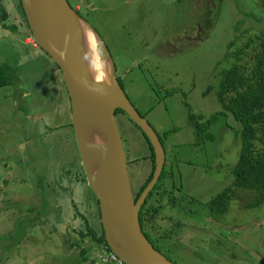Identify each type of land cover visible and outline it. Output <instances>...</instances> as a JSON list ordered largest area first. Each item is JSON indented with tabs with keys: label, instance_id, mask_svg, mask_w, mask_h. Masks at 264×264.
<instances>
[{
	"label": "rangeland",
	"instance_id": "obj_1",
	"mask_svg": "<svg viewBox=\"0 0 264 264\" xmlns=\"http://www.w3.org/2000/svg\"><path fill=\"white\" fill-rule=\"evenodd\" d=\"M69 1L93 19L123 93L163 139L183 178L185 203L198 199L191 211L200 215L179 218L175 263L264 264V203L249 207L254 193L240 191L229 212L209 221V202L233 182L239 125L222 117L210 130L215 139L199 144L190 125L192 116L204 121L223 110V73L236 60L233 52L264 33V0ZM0 9L10 15L6 22L0 16V64L13 66L17 78L0 88V264H104L109 250L80 234L87 221L99 233L103 225L63 74L35 43L21 1L0 0ZM253 52L247 49L245 62ZM116 120L135 189L149 175L151 149L125 112ZM209 222L211 249L203 228ZM198 239L204 242L195 248Z\"/></svg>",
	"mask_w": 264,
	"mask_h": 264
},
{
	"label": "water",
	"instance_id": "obj_2",
	"mask_svg": "<svg viewBox=\"0 0 264 264\" xmlns=\"http://www.w3.org/2000/svg\"><path fill=\"white\" fill-rule=\"evenodd\" d=\"M35 43L60 68L72 103L73 125L81 150L83 166L96 198L100 201L101 222L110 249L125 264H176L160 252L142 230L139 213L164 171L165 152L160 137L135 110L115 77V66L96 30L77 14L68 0H20ZM55 3V5H52ZM59 15L64 18L60 29ZM82 21L100 42L98 51L112 63L109 82H96L77 49L78 22ZM109 83V85H108ZM122 110L146 135L157 156V172L135 202L127 157L116 120ZM96 136L104 144L108 157H99L92 149ZM107 168L106 183H101V168Z\"/></svg>",
	"mask_w": 264,
	"mask_h": 264
},
{
	"label": "trees",
	"instance_id": "obj_3",
	"mask_svg": "<svg viewBox=\"0 0 264 264\" xmlns=\"http://www.w3.org/2000/svg\"><path fill=\"white\" fill-rule=\"evenodd\" d=\"M0 16L4 22L10 17L5 9H0ZM234 44V41L229 43V50ZM249 48L254 49L252 60L245 62L244 55ZM228 55L231 53L228 52ZM233 55L236 60L224 71L218 91L223 110L204 121L203 118L196 119L195 116L190 118V125L196 131L198 144L215 139L210 130L212 124L222 117L231 116L239 125L238 129L234 130L235 136L240 140L241 148L236 165L230 171L233 182L208 205L213 213L219 214L230 211L231 202L240 191L255 194L254 200L248 203L249 207L264 203V33L250 39L245 47L236 50ZM16 79L13 66L0 64V88L12 86ZM119 111L123 113L122 110ZM144 136L146 137L145 134ZM146 139L153 154V147L147 137ZM150 178L151 176L148 180ZM97 201L100 204L98 199ZM87 222L89 230L88 232L81 230V237L85 239L91 236L97 243L111 250L106 242L103 227H101L102 232L99 233L90 226L89 221ZM82 252L86 254L88 249L84 248Z\"/></svg>",
	"mask_w": 264,
	"mask_h": 264
},
{
	"label": "flooded vegetation",
	"instance_id": "obj_4",
	"mask_svg": "<svg viewBox=\"0 0 264 264\" xmlns=\"http://www.w3.org/2000/svg\"><path fill=\"white\" fill-rule=\"evenodd\" d=\"M69 3L71 7L73 8V10L77 14H79L81 18H83L85 21H87L92 26L93 19L90 18V16L88 17L84 16L83 6L81 4H72L70 1ZM92 27L94 28V26ZM102 59L106 65L112 66V63L109 61L108 58L102 57ZM115 77L120 84V80L117 75L116 66H115ZM118 112L119 110H117L115 114L116 119L118 116ZM71 124L73 125V122ZM72 127L74 129V125ZM194 132L196 133L195 129H194ZM160 140L164 147V142L161 137H160ZM164 152H165V162H164L163 174L160 177L157 185H155L153 190L150 192L146 201L143 203L140 209L139 219H140V224H141L143 232L145 233L146 237L150 240V242L154 245V247L157 248L160 252L164 253L165 256L169 258L170 261L175 263L172 255L174 254L173 250L176 249L177 242L173 239V235L178 234V231L180 229L179 224L182 223V220L180 221L179 218L182 219L189 213L200 215L201 211H198L195 209L191 211L193 205L197 204L198 202L197 198L189 199L188 202L185 203L184 195H183V178L180 175L177 176L175 174V171L173 169V163L168 162V155H167L168 149H166L165 147H164ZM153 154H154V158H153ZM153 154L151 151L150 155L148 157H145L146 159H150L151 161V170L149 172L148 177L143 181V183L138 188L133 189L131 175H129L132 194H133L135 202H138L142 192L152 181L155 172H157V156H155L154 148H153ZM129 165L130 163L127 160L128 173L130 169ZM150 176L151 178L148 180ZM146 181L148 182L145 185L144 189H142V186L144 185ZM165 212H167V214H165ZM169 212H175L178 217L175 218L174 215L169 214ZM209 213H210L209 221H213L214 213L213 211H211L210 208H209ZM169 220L172 222L168 223ZM202 222H205V221H202ZM170 224H172V226H170ZM203 228L207 231V234L209 237L208 248L211 249V247H209L211 245V233H212L211 222H209L208 226L207 224H205ZM188 242H190V240ZM202 242H204L202 239H198L197 241H195L194 247L195 248L199 247L200 243ZM194 252L197 253V251L195 250ZM178 253L179 255L185 254L183 252H176V254ZM191 253L194 254L193 252Z\"/></svg>",
	"mask_w": 264,
	"mask_h": 264
},
{
	"label": "bare ground",
	"instance_id": "obj_5",
	"mask_svg": "<svg viewBox=\"0 0 264 264\" xmlns=\"http://www.w3.org/2000/svg\"><path fill=\"white\" fill-rule=\"evenodd\" d=\"M55 5V3H52ZM59 26L60 29L64 28V18L59 15ZM79 31V43L77 49L80 53L81 61L86 65L87 70L96 82H109V77L112 72L113 66L106 65L103 62L102 56L98 51V44L100 42L96 33H94L86 24L82 21L78 22ZM110 61V60H109ZM111 62V61H110ZM109 85V83H108ZM92 151L99 157H108V153L104 144L99 140L98 137L94 136L91 145ZM102 181L101 183H106V176L108 174V169L101 168Z\"/></svg>",
	"mask_w": 264,
	"mask_h": 264
},
{
	"label": "built area",
	"instance_id": "obj_6",
	"mask_svg": "<svg viewBox=\"0 0 264 264\" xmlns=\"http://www.w3.org/2000/svg\"><path fill=\"white\" fill-rule=\"evenodd\" d=\"M104 264H125L112 250H104L102 254Z\"/></svg>",
	"mask_w": 264,
	"mask_h": 264
}]
</instances>
